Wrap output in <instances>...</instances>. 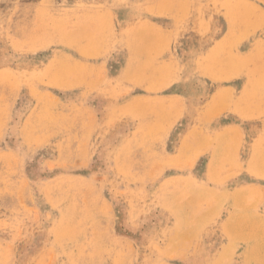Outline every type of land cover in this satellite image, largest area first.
<instances>
[{
	"label": "rangeland",
	"instance_id": "374dc122",
	"mask_svg": "<svg viewBox=\"0 0 264 264\" xmlns=\"http://www.w3.org/2000/svg\"><path fill=\"white\" fill-rule=\"evenodd\" d=\"M0 264H264V0H0Z\"/></svg>",
	"mask_w": 264,
	"mask_h": 264
},
{
	"label": "crops",
	"instance_id": "0c3cea01",
	"mask_svg": "<svg viewBox=\"0 0 264 264\" xmlns=\"http://www.w3.org/2000/svg\"><path fill=\"white\" fill-rule=\"evenodd\" d=\"M223 249V248H222Z\"/></svg>",
	"mask_w": 264,
	"mask_h": 264
}]
</instances>
